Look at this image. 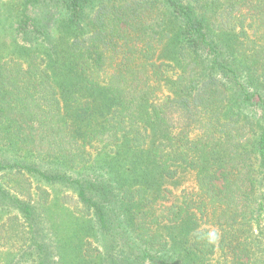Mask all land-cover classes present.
Returning <instances> with one entry per match:
<instances>
[{
	"label": "trees",
	"instance_id": "trees-1",
	"mask_svg": "<svg viewBox=\"0 0 264 264\" xmlns=\"http://www.w3.org/2000/svg\"><path fill=\"white\" fill-rule=\"evenodd\" d=\"M0 18V170L75 188L83 264H264V57L237 49L264 37V0H21ZM0 195L33 245V205Z\"/></svg>",
	"mask_w": 264,
	"mask_h": 264
},
{
	"label": "rangeland",
	"instance_id": "rangeland-1",
	"mask_svg": "<svg viewBox=\"0 0 264 264\" xmlns=\"http://www.w3.org/2000/svg\"><path fill=\"white\" fill-rule=\"evenodd\" d=\"M20 1L0 0V10L4 13L8 7L17 6ZM149 17L154 16L149 14ZM257 26L260 25L257 23ZM249 34L254 42L249 46L243 43L242 46V37H239L238 51L244 57L251 56L254 59L256 54L264 57V37L252 36L250 31ZM21 157L18 158L19 161ZM27 161L35 162L37 159L29 157ZM193 185V174H189L185 186ZM0 188L16 195L21 201H30L36 216L33 221L32 245L31 230L23 214L8 200H2L0 195V264H36L31 256V253L35 255L37 251L36 242L47 245L51 251L50 260L57 264H83L82 250L89 248V244H95L91 231L87 230L95 221L92 216L84 213L73 186L62 181L47 183L39 180L36 174L32 176L23 169L14 167L0 170Z\"/></svg>",
	"mask_w": 264,
	"mask_h": 264
}]
</instances>
